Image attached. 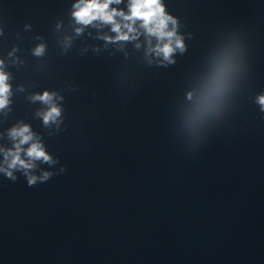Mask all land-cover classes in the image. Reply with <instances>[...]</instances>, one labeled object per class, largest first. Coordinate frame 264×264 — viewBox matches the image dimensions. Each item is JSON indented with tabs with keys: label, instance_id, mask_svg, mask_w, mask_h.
<instances>
[{
	"label": "clouds",
	"instance_id": "1",
	"mask_svg": "<svg viewBox=\"0 0 264 264\" xmlns=\"http://www.w3.org/2000/svg\"><path fill=\"white\" fill-rule=\"evenodd\" d=\"M125 0H76L72 4V17L76 24L83 27L75 29L77 35L84 31V27L110 26L111 33L99 38L106 43L123 44L136 41L144 36L147 49L146 54L158 58L157 67H168L177 63L176 56L187 52L188 45L181 32L180 19L167 10L165 0H126L125 8L113 7L121 5ZM192 34L189 33V39ZM137 48L140 44L135 45ZM44 45L34 50V55L44 53ZM4 62L0 60V110L11 102V85L9 74L3 70ZM247 65L244 55L238 46L219 55L213 63L208 75L202 81L198 92L189 91L186 99L191 102V108L186 116V123L194 133H199L202 125L223 111L228 97L237 85ZM55 92L45 90L42 94H35L32 99L47 105V110L38 113L42 116L45 125L57 123L62 116V109L54 103ZM253 102L259 111L264 113V91L257 93ZM8 136L13 142L9 148L0 147V174L11 181L17 180V173H21L28 187L47 182L54 175V171L41 170L39 175L34 174L37 162L48 165L59 163L54 159L45 145L35 136L28 124L20 123L8 130ZM66 168L61 165L59 172Z\"/></svg>",
	"mask_w": 264,
	"mask_h": 264
}]
</instances>
